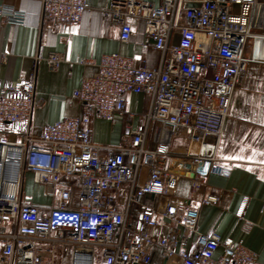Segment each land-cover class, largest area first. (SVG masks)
Returning <instances> with one entry per match:
<instances>
[{
    "label": "built area",
    "instance_id": "1",
    "mask_svg": "<svg viewBox=\"0 0 264 264\" xmlns=\"http://www.w3.org/2000/svg\"><path fill=\"white\" fill-rule=\"evenodd\" d=\"M37 1L54 25H75L87 9L86 0ZM102 14L120 43L130 40V21L142 22L157 64L102 55L73 91L82 116L39 134L31 121L41 107L34 71L0 80V264H56L61 247L71 249V264H253L246 247L201 233L198 211L176 192L184 179L195 195L210 176L229 177L216 146L248 63L264 62L253 57L256 41H264V0H109ZM0 16L25 21L10 6H0ZM62 60L45 57L50 71ZM127 94L148 96L142 124L127 128L119 146L94 145L91 116L118 118ZM25 175L49 200L45 211L24 202ZM62 177L75 178L77 189L59 188ZM146 196L154 203H144Z\"/></svg>",
    "mask_w": 264,
    "mask_h": 264
},
{
    "label": "crops",
    "instance_id": "2",
    "mask_svg": "<svg viewBox=\"0 0 264 264\" xmlns=\"http://www.w3.org/2000/svg\"><path fill=\"white\" fill-rule=\"evenodd\" d=\"M2 5L22 11L25 21L12 24L0 16V80L17 82L34 71V101L41 103L31 119L36 134L47 124L82 116V106L73 91L83 77L96 72L95 64L102 55L120 53L134 64L145 61L148 68L157 64L158 53L145 37L142 22L130 21V40L119 42V29L102 14L109 0H86L87 9L75 25H54L42 16L37 0H0ZM50 52L63 58L55 71H50L45 63ZM250 55L247 49L246 56ZM37 56L40 59L36 60ZM253 57L264 59V41H256ZM241 82V88L237 92L235 89L231 97L229 116L215 152L217 164L229 171V177L210 176L208 184L195 195L189 182L181 180L176 197L198 211L201 233H215L222 241L240 244L255 255L253 264H264V63H248ZM125 100V111L118 118L91 116L94 145L119 146L127 128L142 124L148 96L127 94ZM25 182L27 189L23 192ZM77 186L75 178L62 177L59 188L76 190ZM21 190L24 202L47 209L49 200L29 175L24 176ZM207 199L215 202L204 205L202 202ZM154 200L155 197L146 196L143 202L152 204Z\"/></svg>",
    "mask_w": 264,
    "mask_h": 264
},
{
    "label": "rangeland",
    "instance_id": "3",
    "mask_svg": "<svg viewBox=\"0 0 264 264\" xmlns=\"http://www.w3.org/2000/svg\"><path fill=\"white\" fill-rule=\"evenodd\" d=\"M257 63H264V62H257ZM240 85L237 86L235 89V92H237L241 86H242V82L239 83ZM229 116V113H228ZM227 116V117H228ZM27 189V183L25 182L24 187H23V192L24 190ZM71 249L68 247H61L58 250L57 256H56V264H71Z\"/></svg>",
    "mask_w": 264,
    "mask_h": 264
},
{
    "label": "bare ground",
    "instance_id": "4",
    "mask_svg": "<svg viewBox=\"0 0 264 264\" xmlns=\"http://www.w3.org/2000/svg\"><path fill=\"white\" fill-rule=\"evenodd\" d=\"M189 147H190V146H189ZM196 148H197V147H194V146L191 147L192 150H194V149L196 150ZM6 185L8 186V188H9L10 190H13L14 187H15V181L12 180V179H10V180L8 179L7 182H6Z\"/></svg>",
    "mask_w": 264,
    "mask_h": 264
}]
</instances>
